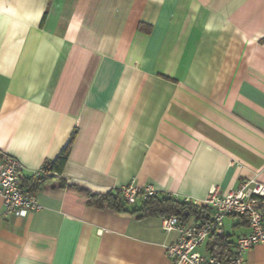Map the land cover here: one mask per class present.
<instances>
[{"label":"crops","instance_id":"crops-1","mask_svg":"<svg viewBox=\"0 0 264 264\" xmlns=\"http://www.w3.org/2000/svg\"><path fill=\"white\" fill-rule=\"evenodd\" d=\"M71 138L62 176L93 194L152 187L201 206L213 187L264 184V0H0V152L27 177ZM35 194L26 216L0 201V264H172L161 216ZM240 221L225 220L228 251ZM243 259L264 264V244Z\"/></svg>","mask_w":264,"mask_h":264},{"label":"built area","instance_id":"built-area-1","mask_svg":"<svg viewBox=\"0 0 264 264\" xmlns=\"http://www.w3.org/2000/svg\"><path fill=\"white\" fill-rule=\"evenodd\" d=\"M21 171V164L15 158L0 152V201L4 216H26L41 209L36 194L21 186ZM120 192L126 200L133 199L137 194L145 198L155 193L152 187L140 189L134 186L123 188ZM183 201L200 204L190 198ZM201 204L208 209L203 219L191 216L182 222L173 214L161 217L164 232L178 233L166 250L172 264H244L245 253L255 244H264V216L261 212L264 209V184L256 180L243 181L236 189H230L225 194H220L213 187ZM238 216L244 217L249 231L237 237L233 249L227 251L224 258L205 256L198 251L208 238L225 234L226 219Z\"/></svg>","mask_w":264,"mask_h":264},{"label":"trees","instance_id":"trees-1","mask_svg":"<svg viewBox=\"0 0 264 264\" xmlns=\"http://www.w3.org/2000/svg\"><path fill=\"white\" fill-rule=\"evenodd\" d=\"M72 138L67 145L62 149L55 160L46 162L41 168L40 172H35L23 177L20 174V184L29 192H37L42 189L51 187H65L74 188L83 193L86 197V202L90 206L97 208H109L117 212H127L134 215L137 219H143L149 216H168L176 215L182 222L187 221L191 216L198 219H203L208 213L205 205L193 204L192 202H184L172 195H148L143 198L141 194H137L133 199L126 200L122 197L120 190H108L104 193H90L84 189L73 185H67L62 176L63 167L68 159ZM135 198H139L140 204L137 207H129L130 202ZM264 216V209H261ZM241 217L239 224L244 225V217ZM229 235L212 236L210 237L209 252L215 258H224L228 251Z\"/></svg>","mask_w":264,"mask_h":264}]
</instances>
